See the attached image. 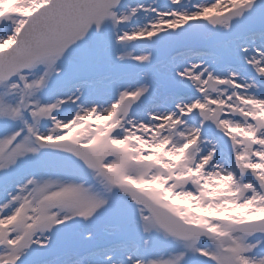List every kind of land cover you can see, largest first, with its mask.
<instances>
[{"label":"snow or ice","instance_id":"snow-or-ice-1","mask_svg":"<svg viewBox=\"0 0 264 264\" xmlns=\"http://www.w3.org/2000/svg\"><path fill=\"white\" fill-rule=\"evenodd\" d=\"M0 264H264V0H0Z\"/></svg>","mask_w":264,"mask_h":264}]
</instances>
